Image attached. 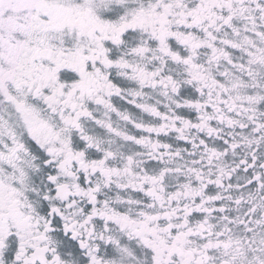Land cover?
<instances>
[{
	"label": "snow or ice",
	"instance_id": "obj_1",
	"mask_svg": "<svg viewBox=\"0 0 264 264\" xmlns=\"http://www.w3.org/2000/svg\"><path fill=\"white\" fill-rule=\"evenodd\" d=\"M0 264H264V0H0Z\"/></svg>",
	"mask_w": 264,
	"mask_h": 264
}]
</instances>
